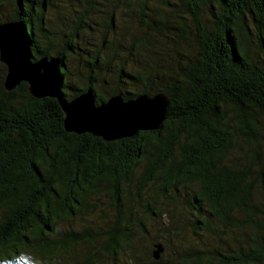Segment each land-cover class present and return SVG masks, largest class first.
Wrapping results in <instances>:
<instances>
[{
	"label": "trees",
	"instance_id": "16d2710c",
	"mask_svg": "<svg viewBox=\"0 0 264 264\" xmlns=\"http://www.w3.org/2000/svg\"><path fill=\"white\" fill-rule=\"evenodd\" d=\"M12 1L10 20L24 26L31 60L44 56L63 60L61 90L67 100L88 90L96 105L110 95L126 101L160 92L168 97V105L166 118L156 130H138L114 140L68 132L57 99L34 97L25 81L5 90L6 66L1 63L5 69L0 76V247L43 254L57 244L67 245L68 240L50 236L52 224L59 216L80 209L89 193L101 187L110 193L115 211L102 247L128 243L135 210L143 208L158 220L170 216L169 211H161L164 201L160 199H175L180 186L196 185L186 202L196 209L195 221L205 229L222 233L227 226H239L237 212L243 213L250 228L248 239L234 236L238 245L228 264H264V124L259 118L264 111V0H177L174 6L162 0L164 7L155 12L147 7L148 0H140L137 23L139 19L148 35L131 39L134 58L128 67V59H123L109 96L96 92L97 76L91 74L99 70L101 51L87 52L88 58L82 60L79 31L95 0H88L79 15L69 1L73 26L66 32L69 19L58 16L60 47L46 19L54 0ZM209 6L217 7L218 13L205 15ZM4 21L9 20L0 19ZM106 23L113 30L112 12ZM250 37L255 38V54ZM164 38L178 49L159 43L155 48V40ZM142 41L158 50L157 60L131 71L132 63L140 62ZM118 54L116 50L104 58L112 61ZM71 55L83 61L87 71L80 87L68 82ZM238 136L245 139L247 148L236 144ZM234 149L243 153L233 155ZM142 161L135 176L134 169ZM242 243L248 249L244 257L239 256ZM202 253L195 264H202Z\"/></svg>",
	"mask_w": 264,
	"mask_h": 264
},
{
	"label": "rangeland",
	"instance_id": "374dc122",
	"mask_svg": "<svg viewBox=\"0 0 264 264\" xmlns=\"http://www.w3.org/2000/svg\"><path fill=\"white\" fill-rule=\"evenodd\" d=\"M69 1L75 3L74 13L80 14L87 5L88 0H54L53 4L57 8H51L46 13V19L50 23L48 28L56 32L58 47L63 42L60 35L57 21L58 16L69 19L65 31L71 30L70 20L74 16L69 10ZM96 5L90 9L89 16L83 19L82 28L79 31L80 44L82 49V60H86V53L92 55L96 51H101V62L98 64L99 70L91 74H96L97 81L94 89L97 93L109 96L116 88L118 68L126 57L125 66L134 58L130 55L135 49L131 48L130 41L134 35H148L145 26L137 23V8L140 0H95ZM170 6H174L177 0H168ZM162 0H148V6L152 12L157 8H163ZM133 6V8H131ZM138 6V7H137ZM14 11L12 0H0V19L10 20ZM56 11H58L56 13ZM213 11L218 13L217 7L204 9L207 16L213 15ZM83 12V11H82ZM112 12L115 26L113 30L107 28L106 21ZM151 36V35H150ZM154 40V39H152ZM156 47L159 44L173 46V41L164 38V41L155 40ZM254 54L257 52L255 38H249ZM193 44V42H188ZM188 43V52L190 48ZM118 44L119 47L117 46ZM184 46V45H183ZM119 53L114 60L105 59L107 53ZM158 51V50H157ZM157 51H154L148 43L142 41L138 44L140 62L132 63L131 71L143 69V66L150 61L151 64L157 60ZM195 51V48H194ZM68 65V82L73 87H80L87 77L83 61H78L74 56H70ZM4 65L0 62V76ZM147 66V65H146ZM80 68V70H79ZM128 69V68H125ZM121 88L126 87L121 84ZM70 87H67L69 89ZM111 96V95H110ZM229 112V111H228ZM264 124V111L259 115ZM236 144L244 149L247 144L243 137L236 138ZM239 151V150H238ZM233 150V155L239 156L243 151ZM143 161L134 169L135 176L140 173ZM197 189L196 185L190 187L180 186L175 199L158 198L163 200L161 211H169L170 216L163 215L159 220L156 216L144 211L143 208L135 210L131 217L128 230L131 233L128 243L120 241L114 247L103 248L105 238L104 231L114 224L115 211L111 205V195L101 187L95 193H89L85 205L75 210L70 216H59L52 224L49 232L52 238L68 240V244L63 246L57 244L56 248L43 254H37L31 250L14 249L12 246L0 247V264H195L197 255L202 250V264H228V257L236 249L237 235L241 240L248 239L251 232L248 225L243 220V213L237 212L240 219L239 226H227L222 233H215L214 229H205L200 222L195 221L198 215L196 209L187 205L193 192ZM150 194L152 190L149 191ZM259 197L263 193L258 192ZM160 199V200H159ZM154 205L149 197H146ZM203 207L204 204H202ZM144 227V228H143ZM160 242L163 251L160 257L155 260L151 256L154 244ZM242 254L244 257L247 246L242 243ZM217 252V253H216ZM247 264V263H234Z\"/></svg>",
	"mask_w": 264,
	"mask_h": 264
},
{
	"label": "water",
	"instance_id": "95a60500",
	"mask_svg": "<svg viewBox=\"0 0 264 264\" xmlns=\"http://www.w3.org/2000/svg\"><path fill=\"white\" fill-rule=\"evenodd\" d=\"M31 56L22 23L0 22V62L6 66L3 87L11 90L25 81L34 97L57 99L68 132H89L105 140H114L132 136L138 130H156L166 118L168 97L160 92L151 96L139 94L126 101L114 95L96 105L93 93L88 90L67 100L61 90L63 60L59 56H44L32 61ZM162 251V244L155 243L152 257L158 259Z\"/></svg>",
	"mask_w": 264,
	"mask_h": 264
},
{
	"label": "flooded vegetation",
	"instance_id": "af4514ba",
	"mask_svg": "<svg viewBox=\"0 0 264 264\" xmlns=\"http://www.w3.org/2000/svg\"><path fill=\"white\" fill-rule=\"evenodd\" d=\"M61 68H63V67H61Z\"/></svg>",
	"mask_w": 264,
	"mask_h": 264
}]
</instances>
